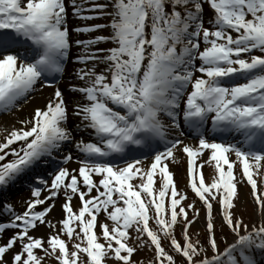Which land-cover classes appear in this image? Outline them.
<instances>
[{
	"label": "snow or ice",
	"instance_id": "snow-or-ice-1",
	"mask_svg": "<svg viewBox=\"0 0 264 264\" xmlns=\"http://www.w3.org/2000/svg\"><path fill=\"white\" fill-rule=\"evenodd\" d=\"M44 89L0 125V264H261L264 0H0V116Z\"/></svg>",
	"mask_w": 264,
	"mask_h": 264
},
{
	"label": "bare ground",
	"instance_id": "bare-ground-1",
	"mask_svg": "<svg viewBox=\"0 0 264 264\" xmlns=\"http://www.w3.org/2000/svg\"><path fill=\"white\" fill-rule=\"evenodd\" d=\"M98 22H103V21H100L98 20ZM89 23V22H88ZM91 23V22H90ZM72 69H73V65H71L70 63H68V71L67 73L65 74V78H66V81H63L62 84L60 85L62 88L64 87L65 83L68 82L69 78H70V74L72 72ZM50 92V90L48 89H44L42 92H38L36 95H35V98L34 100L30 101L28 105H25L17 114L16 116H5L3 118V121H2V124L1 125H11L12 122L14 120H16L17 118H26L28 116H30L31 112H32V109L33 107L35 106H39V105H42L44 103V100L45 98L47 97L48 93ZM68 98V97H66ZM17 127H19V125L17 124L16 125ZM173 170V168H172ZM175 171V170H174ZM57 204H59V202H57ZM58 207V206H57ZM53 216H60V209L59 207L56 208V210L53 212Z\"/></svg>",
	"mask_w": 264,
	"mask_h": 264
},
{
	"label": "rangeland",
	"instance_id": "rangeland-1",
	"mask_svg": "<svg viewBox=\"0 0 264 264\" xmlns=\"http://www.w3.org/2000/svg\"><path fill=\"white\" fill-rule=\"evenodd\" d=\"M97 21V20H96ZM101 31H105V30H101ZM2 123H0L1 125ZM175 170V171H174ZM173 171L175 173V180L178 184L179 188H183L185 186L186 183V179L185 177L182 175L183 172V168H177V167H173ZM202 171L206 177V180H210L211 178V169L209 168V166L204 165L202 168ZM242 195L246 196V189H242L241 190ZM239 207V206H238ZM58 208V207H57ZM246 210H242L244 217L246 220H251L253 219V214H252V204L250 202H246L245 205ZM229 239H231V237L229 236ZM139 260H143L144 264H147V260H148V256L145 253H141V255L139 257H137ZM51 259V258H49Z\"/></svg>",
	"mask_w": 264,
	"mask_h": 264
}]
</instances>
